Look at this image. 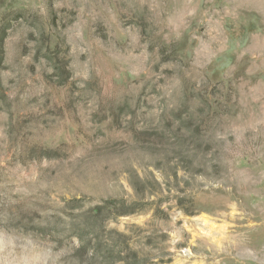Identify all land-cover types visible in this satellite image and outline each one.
<instances>
[{
  "label": "rangeland",
  "instance_id": "374dc122",
  "mask_svg": "<svg viewBox=\"0 0 264 264\" xmlns=\"http://www.w3.org/2000/svg\"><path fill=\"white\" fill-rule=\"evenodd\" d=\"M1 39L0 264H264V0H0Z\"/></svg>",
  "mask_w": 264,
  "mask_h": 264
},
{
  "label": "trees",
  "instance_id": "16d2710c",
  "mask_svg": "<svg viewBox=\"0 0 264 264\" xmlns=\"http://www.w3.org/2000/svg\"><path fill=\"white\" fill-rule=\"evenodd\" d=\"M3 55H4V39L0 40V64L3 62ZM103 205L97 206L95 208H93L89 213L91 216L95 217V218H101L103 217V215L105 214L104 210L106 209V206H108L109 210H108V214L112 215V211L113 210H117L118 213H114L119 214L121 212L118 211V209L116 208L115 205L109 204L108 201H104ZM109 204V205H108ZM123 214V213H121ZM106 219H104L105 222ZM108 220V219H107ZM94 257V254H93Z\"/></svg>",
  "mask_w": 264,
  "mask_h": 264
}]
</instances>
